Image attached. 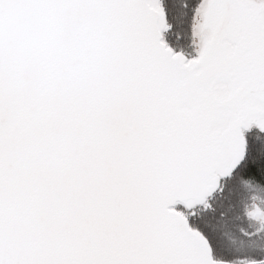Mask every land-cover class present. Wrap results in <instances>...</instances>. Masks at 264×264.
<instances>
[{
    "label": "snow or ice",
    "instance_id": "snow-or-ice-1",
    "mask_svg": "<svg viewBox=\"0 0 264 264\" xmlns=\"http://www.w3.org/2000/svg\"><path fill=\"white\" fill-rule=\"evenodd\" d=\"M0 264H264V0H0Z\"/></svg>",
    "mask_w": 264,
    "mask_h": 264
}]
</instances>
